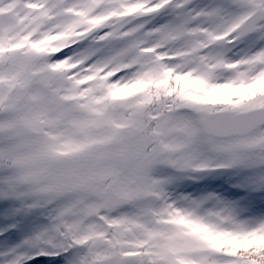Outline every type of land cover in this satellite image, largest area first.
I'll return each mask as SVG.
<instances>
[{
    "label": "snow or ice",
    "instance_id": "6c2138e0",
    "mask_svg": "<svg viewBox=\"0 0 264 264\" xmlns=\"http://www.w3.org/2000/svg\"><path fill=\"white\" fill-rule=\"evenodd\" d=\"M0 264H264V0H0Z\"/></svg>",
    "mask_w": 264,
    "mask_h": 264
}]
</instances>
